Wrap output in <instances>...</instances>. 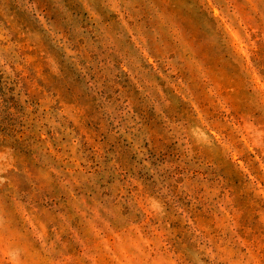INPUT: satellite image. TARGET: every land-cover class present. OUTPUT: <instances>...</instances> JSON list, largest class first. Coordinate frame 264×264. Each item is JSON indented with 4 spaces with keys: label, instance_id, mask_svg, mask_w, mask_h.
I'll list each match as a JSON object with an SVG mask.
<instances>
[{
    "label": "rangeland",
    "instance_id": "rangeland-1",
    "mask_svg": "<svg viewBox=\"0 0 264 264\" xmlns=\"http://www.w3.org/2000/svg\"><path fill=\"white\" fill-rule=\"evenodd\" d=\"M5 246L264 264V0H0Z\"/></svg>",
    "mask_w": 264,
    "mask_h": 264
},
{
    "label": "clouds",
    "instance_id": "clouds-1",
    "mask_svg": "<svg viewBox=\"0 0 264 264\" xmlns=\"http://www.w3.org/2000/svg\"><path fill=\"white\" fill-rule=\"evenodd\" d=\"M10 255V250L7 246L0 248V264H20L19 261H9L7 257Z\"/></svg>",
    "mask_w": 264,
    "mask_h": 264
}]
</instances>
